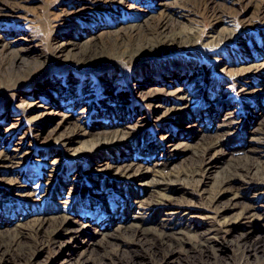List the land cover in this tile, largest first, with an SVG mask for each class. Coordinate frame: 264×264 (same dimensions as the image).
<instances>
[{"label":"rangeland","instance_id":"obj_1","mask_svg":"<svg viewBox=\"0 0 264 264\" xmlns=\"http://www.w3.org/2000/svg\"><path fill=\"white\" fill-rule=\"evenodd\" d=\"M144 15L178 31L197 26L202 43L144 53L126 66L109 54L88 68L56 57L67 40L77 42L76 52L89 44L110 51L109 37ZM262 16L264 8L249 0H0V155H15L0 162L2 228L6 218L45 207L92 219L103 230L114 212L113 220L128 216L154 227L171 218L170 227L212 237L204 260L192 264H238L243 234L254 246L250 261L264 258V192L236 169L247 156L264 165V68L234 71L264 62ZM214 29L235 34L222 45H204ZM99 36L108 39L100 43ZM79 127L90 134L76 133ZM116 130L127 137H104ZM213 131L225 141L203 154ZM66 136L74 137L70 144H62ZM131 163L151 170L115 173ZM168 195L173 199L158 202ZM212 197L220 200L217 209L208 203ZM224 223L230 231L209 233ZM113 225L108 239L91 232L62 237L63 246L42 251L38 261L88 257L100 264L122 241L123 252L103 264H126L132 254L128 264L147 261L148 251ZM184 260L170 264L192 261Z\"/></svg>","mask_w":264,"mask_h":264},{"label":"bare ground","instance_id":"obj_2","mask_svg":"<svg viewBox=\"0 0 264 264\" xmlns=\"http://www.w3.org/2000/svg\"><path fill=\"white\" fill-rule=\"evenodd\" d=\"M252 4L255 3L259 8H264V0H249ZM145 11V10H143ZM142 18L138 23L130 24L125 26L116 33L111 38L109 37V44L111 45L110 51H99L98 48L90 49V44L82 50L75 51L77 47V42L74 41H63L56 47V57L62 60H75L81 63V66L86 68L94 66L97 64L98 60L109 54V58L115 59L116 61L122 62L124 66L127 63H132L139 55L149 52L161 51L164 49H170L181 46L182 49H186L193 46H198L202 43V29L193 26L183 30H174L167 27V24L159 21L152 23L151 20L153 16H141ZM263 20L264 16L259 17ZM217 19L225 20V17L218 16ZM237 32V31H236ZM210 36H208V42L204 45L219 46L226 42L234 36V31L231 33L226 32L224 35L219 34L217 29L212 30ZM228 33V34H227ZM100 36H106L102 34ZM102 40L100 43H104L105 39L100 37ZM98 38V36L93 39ZM98 40H94V45H97ZM92 44V43H91ZM92 47V46H91ZM118 59V60H117ZM261 68H264V62L259 64H253L248 67H241L240 69L234 70L237 74L243 76L248 72L255 71L259 73ZM228 72H232L229 71ZM247 93L246 90H242V93ZM245 93V94H246ZM234 122H228L226 125H233ZM80 128V127H79ZM83 135L90 134V132H85L84 129L75 131L76 133L81 132ZM105 138H110L111 142H116V140L123 139L127 137L125 132L116 130L110 133L104 134ZM74 139L71 136H66L61 138L62 144H70L71 140ZM133 140V139H131ZM225 141L224 136L217 131H213V134L204 140L203 154L207 152L210 148L215 145L221 144ZM15 158V155L4 153L0 155V162H11ZM202 169V163L195 166L194 171ZM244 178H246L247 183L253 186L255 189L261 187L264 192V165L258 167L255 165L252 156H247L244 162H240L237 167ZM150 168L140 166L134 163L126 164L125 166L116 168L115 173L121 176L135 177L136 175L142 173H147ZM261 171V176L256 174V172ZM231 178L222 181L220 186H226L229 184ZM17 184L19 182L17 181ZM15 186V185H14ZM253 189V190H255ZM260 189V188H259ZM252 189L250 188L249 191ZM89 189V192L94 197H102L103 193L99 190L94 191ZM104 192V191H103ZM78 194V193H77ZM76 195L68 196V201L70 202ZM96 195V196H95ZM173 199V196H160L158 202L165 204ZM220 200L216 197H212L208 203L210 207H214L219 204ZM217 209L216 207H214ZM76 210L75 207L72 208ZM125 210V209H124ZM128 212V209H127ZM72 213V212H71ZM92 213V212H91ZM97 210L93 211L91 214L94 219H98ZM116 215V212H114ZM111 213L110 221L108 225L103 230V224L95 226L93 225L92 219H73L67 212H60L56 208L45 207V209H35L29 211L22 221V215H14L15 219L6 218L4 228H2V223L0 222V264H6L8 262H13L15 264H43L38 261V255L47 249H57L63 246L62 237L73 236L77 233L91 232L94 235L101 236L102 238L108 239L110 236V231L108 227L110 224H114L111 229L114 231L121 230L122 233H127L132 239L130 243L136 245L141 244L149 253V259L143 264H170L176 259L181 261L185 259L192 260L191 262H184L185 264H192L194 258L202 259L206 257L210 248L213 247V242H211L212 237L210 236H200L197 233L183 230L182 227L169 226L171 225L172 219H167L162 222L161 227L147 226L144 223H135L128 220L129 218L120 217V220H113L115 215ZM118 214V213H117ZM132 217V216H131ZM133 218H135L133 216ZM27 219V220H26ZM74 223L75 226H72ZM154 227V228H153ZM229 224H221L219 226L213 227L209 230L212 234L214 231L217 233H226L230 231ZM214 239V238H213ZM193 240V241H192ZM95 243V242H94ZM93 243V244H94ZM243 245V255L238 264H264V258L257 260L256 262L250 261V249L254 247L249 243L244 234L242 240H240L239 245ZM116 248L113 249L112 253H106L102 255L99 259L100 264L106 263L107 260L115 261L117 254L123 252L126 243L124 241L115 243ZM98 253V250H97ZM136 258L135 254L129 257V261H134ZM126 264H128V262ZM185 261V260H184ZM66 264H92L90 258H74L69 260Z\"/></svg>","mask_w":264,"mask_h":264}]
</instances>
